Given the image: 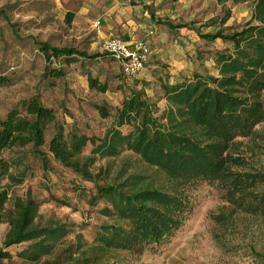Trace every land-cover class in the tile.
Here are the masks:
<instances>
[{
  "label": "rangeland",
  "instance_id": "obj_1",
  "mask_svg": "<svg viewBox=\"0 0 264 264\" xmlns=\"http://www.w3.org/2000/svg\"><path fill=\"white\" fill-rule=\"evenodd\" d=\"M260 2L264 0H0V9L9 19L0 17V77L8 83L0 87V117L18 102L35 96L55 114L45 131L40 155L31 145L0 153V167L7 168L0 179V191H8L5 209L17 198L34 199L39 205L35 225L59 231L47 239L54 245V257L74 247L79 238L91 255L90 247L98 243L99 235L115 232L110 235L109 250L100 255L97 264H264V212L250 205L249 197L227 192L234 175L264 173V121L255 125L248 137L226 142L225 161L218 178L211 181L182 180L122 141L115 154L95 156L90 172L96 175L100 171V177L90 183L47 151L57 127L64 135L76 133L102 140L115 127L116 110L131 91L142 92L160 125L170 129L178 125L177 130L196 138L202 146L214 144L218 150V140L166 101L162 85L187 83L198 77L218 79L216 59L230 56L233 44L206 37L264 25L256 18ZM106 19L118 21L116 27L123 33L133 28V44L124 41L130 48L141 41L148 45L149 61L137 76L124 77L118 64L102 52V41L111 37L101 23ZM9 23L15 25L18 38ZM112 35L124 40L117 32ZM41 43L97 58L78 57L69 65L51 58V63H46L38 47ZM45 67L63 69L64 76L46 78ZM87 75L105 83L107 91L90 90ZM251 101L264 103V88ZM94 105L105 106L110 116L102 119ZM118 130L128 135L133 128L124 125ZM91 149L88 144L81 158H87ZM97 185L114 188L116 193L112 199L92 205ZM262 189L264 186L251 193ZM147 190L177 196L187 203V210L180 215L183 224L171 238L158 245L134 247L122 238L136 231L134 216L121 215L111 203L119 207L125 203L123 195H128L136 206L162 212L171 209L137 195ZM7 230L8 225L0 222V244ZM29 244L8 249L15 263L25 264L16 254Z\"/></svg>",
  "mask_w": 264,
  "mask_h": 264
},
{
  "label": "trees",
  "instance_id": "obj_2",
  "mask_svg": "<svg viewBox=\"0 0 264 264\" xmlns=\"http://www.w3.org/2000/svg\"><path fill=\"white\" fill-rule=\"evenodd\" d=\"M262 5V2L258 4L256 18L264 24ZM0 17L9 22L4 9H0ZM9 26L13 35L18 38L15 25L9 23ZM206 39H220L233 44L230 56L221 55L216 59L220 77L208 80L198 77L187 83L163 84L162 88L166 101L175 106L181 116L193 119L206 133L218 140L221 149L217 150V145L209 143L202 146L196 138L177 130L178 125L171 127L173 129L160 125L159 119L153 117L154 107L142 98V92L131 91L116 110L115 127L109 129L102 140L76 133L64 135L62 128L57 127L47 144V151L63 167L71 169L83 181L90 183H96L100 177V171L96 175L90 172L95 156L115 154L119 142L122 141L152 164L175 172L182 180L195 183L216 180L221 163L225 161L222 154L227 150L223 148L226 142L236 137H248L252 128L264 121V103L251 101L258 98L264 88V25L231 35L219 33L207 36ZM38 47L46 63H51V58L56 61L62 59L65 65L77 62L78 57L97 58L72 48H52L46 43L38 44ZM106 57L115 62L109 55ZM44 76L60 79L64 76V70L45 67ZM5 84H8L7 80L0 77V87ZM87 84L90 90L99 93L107 91L105 83H99L90 75H87ZM94 108L102 119L110 116L105 106L94 105ZM54 120V111L44 106L39 97L18 102L0 117V153L31 145L33 151L40 155L39 149L45 144V131ZM124 125H131L133 128L128 135H122L118 130ZM88 144L92 147L90 155L82 159L81 154ZM0 168L1 179L7 174V168ZM230 186L227 192L231 196L249 197L250 205L264 212V189L255 195L251 193L264 186V173L234 175ZM115 193L114 188L97 185L91 204L102 199H112ZM137 195L157 200L171 209L162 212L156 208L136 206L130 201L132 196L123 195L126 198L124 204L119 207L113 203L111 205L121 215L134 216L136 231L133 234H123L125 237L122 238L134 247L158 245L171 238L183 224L180 215L187 210V203L160 190L141 191ZM7 202L8 191H0V222L8 225L4 240L0 244V264H18L14 262L8 249L26 243L30 244L16 254L18 260L25 264H97L100 255L111 246L110 235L115 232L99 235L98 243L90 247L91 255L84 249V243L79 238L74 247L62 252L63 255L54 257V245L47 239L49 235L54 236L59 231L39 229L35 225L38 203L30 196L24 200L17 198L12 207L6 210ZM58 236L62 237L60 234Z\"/></svg>",
  "mask_w": 264,
  "mask_h": 264
},
{
  "label": "built area",
  "instance_id": "obj_3",
  "mask_svg": "<svg viewBox=\"0 0 264 264\" xmlns=\"http://www.w3.org/2000/svg\"><path fill=\"white\" fill-rule=\"evenodd\" d=\"M101 50L113 58L126 77L137 76L147 65L151 54L145 42H136L130 48L123 40L114 36L102 41Z\"/></svg>",
  "mask_w": 264,
  "mask_h": 264
},
{
  "label": "crops",
  "instance_id": "obj_4",
  "mask_svg": "<svg viewBox=\"0 0 264 264\" xmlns=\"http://www.w3.org/2000/svg\"><path fill=\"white\" fill-rule=\"evenodd\" d=\"M117 22L118 21H113V20H109V19L101 21L102 25L105 26L107 31L111 33V35H109V36H114V35H112V33L117 32L118 34L122 35V37L124 38V40L123 39L122 40L125 41L128 45L133 44V41H134L133 37H132L133 28L129 29L131 31H127V33L126 32L123 33V32H121L120 29H118L116 27L117 26ZM127 25H130V23H127ZM118 26H120V24H118ZM115 27H116V29H114ZM116 37H118V36H116Z\"/></svg>",
  "mask_w": 264,
  "mask_h": 264
}]
</instances>
